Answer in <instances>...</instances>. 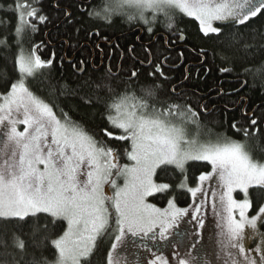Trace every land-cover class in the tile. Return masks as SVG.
<instances>
[{"label":"rangeland","instance_id":"rangeland-1","mask_svg":"<svg viewBox=\"0 0 264 264\" xmlns=\"http://www.w3.org/2000/svg\"><path fill=\"white\" fill-rule=\"evenodd\" d=\"M213 1L112 0L111 7L126 22L148 27L155 21L147 15L174 24L177 14H184L197 19L204 34L234 17L246 15L239 23L253 18L264 8L260 0L247 4L246 13L231 15L226 7L212 13ZM43 62L49 63L34 52L22 57L25 79L0 102L2 217L46 213L65 220L54 264H81L111 226L112 213L116 236L106 264H264V162L247 144L205 130L186 111L152 113L154 108L149 112L143 103H122L113 119L131 141L122 163L30 90L26 78ZM193 160L208 162L211 170L194 187L186 186L190 204L159 209L149 199L167 187L156 181V171L164 165L186 168ZM251 187L263 191L251 193ZM252 195L256 205L263 201L255 213ZM177 231L188 237L181 246L174 239ZM155 232L161 250L142 247L141 239Z\"/></svg>","mask_w":264,"mask_h":264},{"label":"trees","instance_id":"trees-1","mask_svg":"<svg viewBox=\"0 0 264 264\" xmlns=\"http://www.w3.org/2000/svg\"><path fill=\"white\" fill-rule=\"evenodd\" d=\"M58 1L0 0V102L25 79L19 61L25 56L32 57L37 47L48 48L49 42L55 41L63 50L68 43L72 50L85 52L87 48L82 49L83 44L91 41L89 39L94 31L109 37V42L115 38L128 42L133 24L123 18L110 25L103 24L100 19L80 12L74 2H71L73 12L66 18L64 10L54 8ZM103 2L97 0L96 8ZM156 21L152 22V27L161 26L158 32H168L166 35L169 37L176 36L173 40L177 44H181L179 39L182 35L183 45L189 49L184 51L186 59L193 58L200 63V68H190L187 81V62L176 69L162 70L167 75L166 79L156 71V63H160L163 52L170 56L172 60L168 62L174 66L181 62L177 53L166 50L165 41L159 36L150 48L152 64L146 69H137L135 79L131 75H111L106 67L98 72L88 67L80 75L74 67L76 62L69 65L66 60L56 57L49 66L41 67L34 77L26 78L30 90L47 102L71 127L87 135L99 147L112 152L122 163L127 162L131 141L124 138V132L114 124L118 105L143 103L149 112L152 110L149 108H154L152 113L160 109L164 112L174 104L180 107L190 104L198 108L204 97L212 92L211 96L215 98L211 103L218 105L211 115L200 119V126L244 142L251 154L264 162V8L244 23L219 25L220 30L212 34H204L199 21L184 14H177L174 31L167 28L173 21L161 24L158 23L160 19ZM152 40L153 37L151 43ZM140 54L146 57V63L149 62L143 49ZM114 65L113 73H116L117 64L114 62ZM133 65L130 63L129 69ZM76 68L81 69L78 64ZM181 85H187L190 91L183 96V101H177L179 99L172 91L178 92ZM222 91L224 95H221ZM246 100L248 117H243L237 105L241 101L244 107ZM185 167L164 165L156 171V181L167 187L149 199L159 209H166L172 204L180 209L187 207L191 202V192L186 186L194 187L199 177L211 170L210 164L204 161L189 162ZM256 190L263 191L257 187L251 193ZM256 199L252 195L253 213L260 209L263 202L258 206ZM109 217L111 226L99 236L91 253L81 264H106L117 224L113 213ZM66 228L65 220L46 213L24 218L0 215V264H54L58 259L56 241ZM262 230L264 232V223Z\"/></svg>","mask_w":264,"mask_h":264},{"label":"flooded vegetation","instance_id":"flooded-vegetation-1","mask_svg":"<svg viewBox=\"0 0 264 264\" xmlns=\"http://www.w3.org/2000/svg\"><path fill=\"white\" fill-rule=\"evenodd\" d=\"M96 1L97 0H89V1L60 0V2L59 1L56 2L58 6L55 4L54 8L64 10V12L66 13L65 16L66 18H68L71 16L73 12V10L71 9V2H74V3H77V8L80 12L89 14L90 16L95 17L100 20L104 18L103 19L104 21L101 20L103 24L110 25L118 18L120 19L123 18L126 21V19L120 14L115 15V8L111 7L112 0H104L102 6H100L98 9L95 6ZM259 1L260 0H214L212 2V6L209 7L208 11H211L212 13H214L217 10L222 11V8L226 7L227 8L226 10H228V12L231 13V15H235L236 12L238 11H243V13H246L247 4H250L253 6V5L258 4ZM106 10H107V13H105ZM128 11L132 12L130 10ZM147 16H150L149 17L150 21L154 20L151 17V15H147ZM245 16L246 15L231 18L232 22H228L227 24L239 23L237 22L238 21L237 19L245 18ZM32 17L33 15H31V18ZM130 17H133V16H130ZM156 20L159 21V19H156ZM175 21L177 22L176 18H175ZM246 21H243L241 23H244ZM176 22L175 24L169 23L168 24L169 26L167 27L168 30L174 31L177 27ZM131 23L133 24V26H131L132 30L128 35L127 43L120 41L119 38H115L111 40V42H109V37L105 35H100L101 33L100 31H94L92 33L94 35H92L89 39L91 41H87L83 44L84 46L82 49L87 48L85 52H81L80 50L79 51L72 50L73 48L71 49L68 43L66 44V48L63 50L61 47H59L58 45L54 43L55 41H53V42H49L48 48L44 46H42L41 48L37 47V49L34 50V53L38 56L39 60L49 62L48 64H45L43 62L42 68L44 66H49L56 59V57H59L61 60H66V63L69 65L70 64L73 65L74 62H76L74 67L77 73H79L80 75L83 72L85 73L88 67H90V69L94 72H98L106 67L107 72L111 75H117V76H122V77L123 76L128 77L129 75H131L132 79H135L137 77L138 70L140 68L146 69L152 64L153 54L150 48L153 46V44H155L158 41L157 39L161 37L165 41L164 45H165L166 50L173 54L177 53V55H179L181 59L180 64H178L177 66H174L173 63L168 62L169 59L172 60L170 56H168L167 54L164 55V52H163V56L160 59L161 60L160 63L159 62L156 63L157 64L156 71L160 74L162 78L164 79L167 78V75L163 73L162 70L170 68V67L175 68V69L179 68L184 64V62H187L186 70H185L186 76H187L186 81L189 79V76H190L189 70L191 67H193V69L200 68V63H198L195 59L193 58L186 59L185 57L186 53L184 54V51H186V49L187 51H189V49L183 45L184 37L182 35L179 39V43L181 44H177V41L173 40V38H176V36L174 37L173 35L169 37L168 35H166V33L168 32H164V31L163 33L158 32L159 30H161L160 26L148 27L146 23L145 24L141 23L140 25V23L137 24L136 21H132ZM158 23H160V21ZM150 25H152V23ZM219 25H222V24H217L218 31L221 28ZM151 37H153L152 43H151ZM126 49L128 50V53ZM142 49L145 55L149 57V62L147 63L145 61L146 57L140 54V50ZM203 61H204V58H203ZM114 62L115 64H117L116 73H113L114 66H115ZM130 63H134L132 69H129ZM77 64L79 67H81L80 70H77L76 68ZM198 72L199 70L197 71V73ZM181 86L183 88L180 87L181 89L178 90V92H175L174 90L172 91V94L175 96V98L179 99L177 101H183L184 100L183 96L185 94H189L188 92L190 91L187 85H181ZM212 94H213L212 92H209L204 97V99L200 102V104L198 105L199 106L198 108L190 104L183 106V107H180L174 104L173 107L165 109L164 112L167 113L169 111H180V112L186 111V114H188L193 121L195 119L201 124L200 119H202L203 116L211 115L213 110H215V107L218 105L217 104L213 106L214 103H211L214 101V98H215L211 96ZM224 94H225L224 91H222L221 95H224ZM245 103H246L245 106L242 107L241 101H239L237 108L241 110V115L243 117H248L247 100ZM162 110L163 109H160L159 110L160 112L159 111L158 112L163 113L161 112ZM197 161H201V160H197ZM252 189L253 187L250 188V191ZM185 232L177 231L174 233V239L176 242L180 244L179 246L183 245L188 238ZM141 240L144 243L142 247L144 248L147 247L153 251L161 250V246L158 244L160 240L157 237L156 232L149 234V236L142 238Z\"/></svg>","mask_w":264,"mask_h":264},{"label":"bare ground","instance_id":"bare-ground-1","mask_svg":"<svg viewBox=\"0 0 264 264\" xmlns=\"http://www.w3.org/2000/svg\"><path fill=\"white\" fill-rule=\"evenodd\" d=\"M132 139V138H131Z\"/></svg>","mask_w":264,"mask_h":264},{"label":"water","instance_id":"water-1","mask_svg":"<svg viewBox=\"0 0 264 264\" xmlns=\"http://www.w3.org/2000/svg\"><path fill=\"white\" fill-rule=\"evenodd\" d=\"M252 116V115H251Z\"/></svg>","mask_w":264,"mask_h":264}]
</instances>
